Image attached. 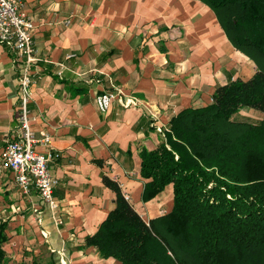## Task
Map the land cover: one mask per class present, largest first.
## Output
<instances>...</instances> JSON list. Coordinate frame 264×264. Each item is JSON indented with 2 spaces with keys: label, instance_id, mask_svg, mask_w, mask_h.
Segmentation results:
<instances>
[{
  "label": "crops",
  "instance_id": "1",
  "mask_svg": "<svg viewBox=\"0 0 264 264\" xmlns=\"http://www.w3.org/2000/svg\"><path fill=\"white\" fill-rule=\"evenodd\" d=\"M21 4L34 21L38 58L31 125L37 135L49 132L59 153L50 163L59 205L51 210L35 188L23 192L1 165L4 145L19 134V71L15 54L0 42V223L7 264H122L86 244L117 204L104 176L145 220L169 211L170 184L145 196L142 151L166 141L181 110L211 103L218 86L250 78L256 63L232 44L203 0ZM103 91L118 92L105 112L95 101ZM129 98L136 104H122Z\"/></svg>",
  "mask_w": 264,
  "mask_h": 264
},
{
  "label": "trees",
  "instance_id": "2",
  "mask_svg": "<svg viewBox=\"0 0 264 264\" xmlns=\"http://www.w3.org/2000/svg\"><path fill=\"white\" fill-rule=\"evenodd\" d=\"M203 1L256 72L218 86L211 103L181 110L166 141L142 151L145 196L170 184L169 211L145 220L104 176L117 204L86 244L122 264H264V0ZM245 109L261 115L244 116ZM4 227L0 264L9 260Z\"/></svg>",
  "mask_w": 264,
  "mask_h": 264
},
{
  "label": "built area",
  "instance_id": "3",
  "mask_svg": "<svg viewBox=\"0 0 264 264\" xmlns=\"http://www.w3.org/2000/svg\"><path fill=\"white\" fill-rule=\"evenodd\" d=\"M21 6V0H0V42L15 54L19 71V134L4 145L1 152V165L13 172L23 192L28 193L35 188L48 207L56 210L59 200L55 195V187L59 179L52 173L50 163L58 157L59 153L52 147V135L47 131L37 135L31 125L29 102L36 79L34 67L38 58L35 54L34 21ZM71 56L74 54L69 55ZM117 93L113 91L99 93L95 98L99 110L107 111L111 99ZM122 104L135 105L136 99L123 100ZM37 145H42L45 149L39 151L36 148ZM124 196L129 200L128 194L125 193Z\"/></svg>",
  "mask_w": 264,
  "mask_h": 264
},
{
  "label": "rangeland",
  "instance_id": "4",
  "mask_svg": "<svg viewBox=\"0 0 264 264\" xmlns=\"http://www.w3.org/2000/svg\"><path fill=\"white\" fill-rule=\"evenodd\" d=\"M241 114L244 116L259 117L261 114L259 112H253L248 110H242Z\"/></svg>",
  "mask_w": 264,
  "mask_h": 264
}]
</instances>
